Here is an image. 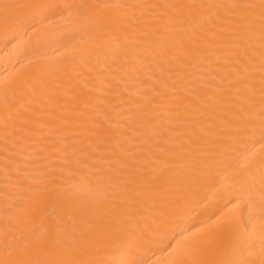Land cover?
Segmentation results:
<instances>
[{"label":"bare ground","instance_id":"bare-ground-1","mask_svg":"<svg viewBox=\"0 0 264 264\" xmlns=\"http://www.w3.org/2000/svg\"><path fill=\"white\" fill-rule=\"evenodd\" d=\"M18 2L34 7L10 24L0 22V262L50 256L63 247L56 230L89 257L138 264L258 259L264 211L259 92L243 107L230 99L207 107L197 102L194 114L177 108V98L193 99L190 93L203 82L221 83L220 53L206 50V59L188 54L181 65L176 49L183 43L189 50L179 25L166 32L133 30L112 22L123 9L100 7L180 0ZM157 82L171 104L149 102L148 85ZM69 83L89 86L86 111L112 134L103 147L119 155L117 171L97 172L94 157L101 153L82 136L44 151L39 137L25 131L21 115H66ZM117 140L125 151L115 147ZM46 185H58L60 199L35 202L36 189ZM40 240L45 249H37ZM113 241L120 242L115 249ZM244 249L254 254L241 256Z\"/></svg>","mask_w":264,"mask_h":264},{"label":"snow or ice","instance_id":"snow-or-ice-1","mask_svg":"<svg viewBox=\"0 0 264 264\" xmlns=\"http://www.w3.org/2000/svg\"><path fill=\"white\" fill-rule=\"evenodd\" d=\"M33 5L18 2V0H0V22L10 24ZM85 8L91 7L85 5ZM105 9H123L122 13L115 15L112 22L123 27L136 30L140 27L150 28L153 32L170 31L173 24L179 25L176 31H183L187 36L185 44H181L176 52L178 62L185 63V55H200L201 59L206 50L218 51L216 58L217 67L223 72L221 83H214L212 80L205 81L190 93L193 99L177 98L176 107L193 109L197 102L204 107L215 104L218 100L227 102L234 99L243 107L250 104L256 92H259L262 110H264V0H200V2H177L169 3H135V4H104L100 5ZM163 39V36L161 37ZM216 78V73L213 74ZM158 83L148 85V91L153 93L150 103L154 105H169L172 98L160 91ZM168 85L165 83L164 88ZM65 95L68 105L66 115L60 117L53 112L34 113L32 116L21 115L20 119L28 125L25 131L39 137L41 150H58L55 145L63 143L66 147L67 136L83 137L89 140V146L93 152L101 154L94 157L97 172L104 175L115 171L116 165L121 164L119 155L111 147H103L110 144L111 133L102 130L100 123L89 117L86 109L89 104V86L87 84L69 83L65 85ZM223 93L217 96L212 90ZM63 107V105H56ZM46 116L47 120L41 119ZM69 117H72L69 119ZM119 119L116 113L115 120ZM60 121L57 125L54 122ZM63 129V130H62ZM55 135L56 140L48 137ZM115 147L121 151L122 143L117 140ZM107 152V156L104 154ZM95 166V164L93 165ZM107 178H111L109 175ZM264 186V175L261 178ZM37 197L35 202L45 198L59 200L62 190L58 185L42 189H36ZM264 209V203L261 205ZM59 219V217H57ZM255 222L252 230L256 228ZM244 232H249L248 226H244ZM259 232L261 236L260 255L258 259H236L228 264H264V211L259 217ZM56 244L61 243L46 258L33 259H11L0 262V264H138L134 260H116L103 258L100 255L87 256L86 249H76L72 244L71 237L63 236L56 230ZM130 243V242H129ZM119 241H113V249L118 247ZM37 249H45L47 242L40 240L36 245ZM97 251H103L97 248ZM247 254L252 256L251 249H244L241 256ZM182 264V262H177Z\"/></svg>","mask_w":264,"mask_h":264}]
</instances>
